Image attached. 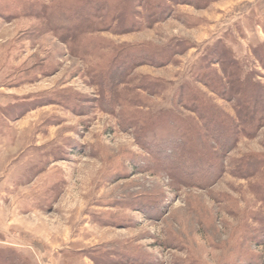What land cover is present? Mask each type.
I'll use <instances>...</instances> for the list:
<instances>
[{"label":"rangeland","instance_id":"374dc122","mask_svg":"<svg viewBox=\"0 0 264 264\" xmlns=\"http://www.w3.org/2000/svg\"><path fill=\"white\" fill-rule=\"evenodd\" d=\"M219 53L263 112L264 0H0V264H264V116L213 161L157 122L239 127Z\"/></svg>","mask_w":264,"mask_h":264},{"label":"trees","instance_id":"16d2710c","mask_svg":"<svg viewBox=\"0 0 264 264\" xmlns=\"http://www.w3.org/2000/svg\"><path fill=\"white\" fill-rule=\"evenodd\" d=\"M216 60H218L219 63L224 66L222 72L224 76H226V83L228 86H225V83L223 84L219 80L216 87L212 85V88H216L217 91L215 90V92L224 94L226 98L229 97L231 99H235L238 97L239 100L242 98L243 101L242 103L237 104L238 109L235 113L237 121H239V127L241 128L237 126L239 128L238 130L237 127H235L233 120L227 119L223 115H217L218 112L214 110V106L212 107L210 103H208L204 97L199 96L197 92L190 91L191 93H187V95L183 94L180 98H178V95H176L178 99L176 100L173 109L168 112H162V114L160 113V118L157 119V122L164 121L170 124L168 127L171 130V133L173 132L174 140L177 139L179 141V134L186 136V141L184 142L186 147L184 150L180 149L184 152L183 157L189 155L192 157V159L196 160L198 157L201 156L200 158H204L206 155L208 156V161H213L216 158L215 152L217 151H213L215 148L210 147L208 139H211L213 142H215L218 150L222 152L226 151V149L228 150L229 146L236 144L239 141L240 136H244L243 134L245 131L243 127L246 126L250 131H254L256 130L259 123L263 120L264 111L258 113L259 111L257 108H254L252 105V103L256 101V97H259V94H261V90L259 87H257V84L254 83L252 78L246 74L244 75L242 68L233 57L232 53H219V56ZM213 82L215 81H212V84ZM177 103H179L180 106H184L188 110H194L197 112L203 127L200 125L198 126L197 122L194 120L181 119L178 116L175 117L174 113L176 112ZM218 116L225 118L223 119V123H225V126L229 128V137H231V143L229 144H224L222 142L220 143V141L217 140V137L214 136V133L218 129ZM175 133H177V135ZM247 134L248 132L245 135ZM247 136H249V134ZM162 142L163 141L160 142V145L166 143ZM214 165L215 167H218V163Z\"/></svg>","mask_w":264,"mask_h":264}]
</instances>
